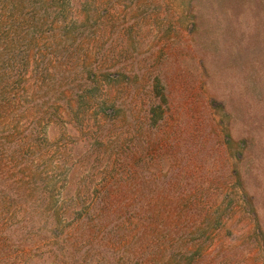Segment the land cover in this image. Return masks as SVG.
Instances as JSON below:
<instances>
[{"label": "rangeland", "instance_id": "1", "mask_svg": "<svg viewBox=\"0 0 264 264\" xmlns=\"http://www.w3.org/2000/svg\"><path fill=\"white\" fill-rule=\"evenodd\" d=\"M0 264H264V0H0Z\"/></svg>", "mask_w": 264, "mask_h": 264}]
</instances>
